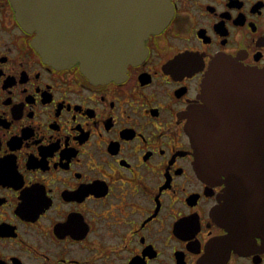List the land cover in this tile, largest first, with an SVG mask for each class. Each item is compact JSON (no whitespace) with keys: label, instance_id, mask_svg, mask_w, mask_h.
<instances>
[{"label":"flooded vegetation","instance_id":"flooded-vegetation-1","mask_svg":"<svg viewBox=\"0 0 264 264\" xmlns=\"http://www.w3.org/2000/svg\"><path fill=\"white\" fill-rule=\"evenodd\" d=\"M126 77L96 83L33 45L0 0V264H264L227 252L186 114L217 57L264 68V0H171Z\"/></svg>","mask_w":264,"mask_h":264},{"label":"water","instance_id":"water-1","mask_svg":"<svg viewBox=\"0 0 264 264\" xmlns=\"http://www.w3.org/2000/svg\"><path fill=\"white\" fill-rule=\"evenodd\" d=\"M21 26L35 33L44 60L80 64L96 83L126 77L143 61L145 43L171 21V0H13ZM185 129L197 174L223 185L213 211L227 252L264 248V68L229 57L209 65Z\"/></svg>","mask_w":264,"mask_h":264}]
</instances>
